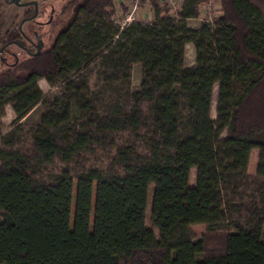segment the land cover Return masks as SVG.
I'll return each mask as SVG.
<instances>
[{"label":"trees","instance_id":"obj_1","mask_svg":"<svg viewBox=\"0 0 264 264\" xmlns=\"http://www.w3.org/2000/svg\"><path fill=\"white\" fill-rule=\"evenodd\" d=\"M148 2L121 27L114 0H66L0 72V264H264V0H218L197 27L209 0Z\"/></svg>","mask_w":264,"mask_h":264},{"label":"rangeland","instance_id":"obj_2","mask_svg":"<svg viewBox=\"0 0 264 264\" xmlns=\"http://www.w3.org/2000/svg\"><path fill=\"white\" fill-rule=\"evenodd\" d=\"M24 1H35L36 2V14L34 17H30V19L24 20L22 19L24 16L31 14L33 9L32 6L22 7V3ZM66 0H19V4H15L13 1L9 0H0V46L6 43L8 40L10 41L15 35H18L20 32H24L28 35L32 40H34L35 44H38V41H41L40 49L42 47H46L47 36L45 35V31L48 28L49 19L54 16L60 6ZM162 5H166L168 8V12L171 15H174L180 0H158ZM117 11L114 17V20L117 24L121 26L124 21L125 14L130 11L129 6L131 0H114ZM141 4V3H140ZM139 4V6H140ZM131 9V8H130ZM219 10V2L218 0H209L208 3L200 6L199 16L196 18L197 20H190V25L199 24L206 19L211 20L214 17H218L220 15ZM136 20L142 22H148L152 19V8L148 0L145 1L144 4L140 6V13L138 16H135ZM22 19V20H21ZM20 22V24H19ZM20 27V30L19 29ZM38 39V41H36ZM3 44V45H4ZM15 44L8 45L7 51L5 50L0 56V72L6 69L11 63L15 60H22L26 57V54L20 50ZM194 63V48L191 43L185 45V57H184V65L190 66ZM141 78V65L140 63H136L132 67V90H136L139 87ZM38 87L45 94L50 93L55 88L51 87L47 81L43 78H40L37 81ZM216 96H217V85L213 86L212 90V102L210 108V116L212 118L215 117V108H216ZM5 114L1 117V123L3 130H9L12 126V122L14 119V112L10 106V104H6ZM42 113L41 105H35L22 119L21 123L24 125L36 124L40 120V116ZM258 149H253L248 160V172L254 173L256 170V159H257ZM195 169L191 170L190 173V184L194 183ZM152 185L149 187L148 192V206L147 212L149 211L150 206V197H151ZM74 206V197L72 201V208ZM146 224H148V216L146 219ZM191 228L195 232L197 236L201 235L205 231L204 224H193Z\"/></svg>","mask_w":264,"mask_h":264},{"label":"flooded vegetation","instance_id":"obj_3","mask_svg":"<svg viewBox=\"0 0 264 264\" xmlns=\"http://www.w3.org/2000/svg\"><path fill=\"white\" fill-rule=\"evenodd\" d=\"M31 2L32 1H24L22 3V5H23L22 7L32 6V9H33L31 14H28L22 18L24 20H27V19H30V17H33V14L35 12V6ZM36 8H37V6H36ZM19 24H20V22H19ZM18 30L21 31L20 27ZM34 40H35V38H34ZM34 40H32L24 32H20L18 35H15L10 41L8 40L4 45L0 46V56H2V53L5 50L7 51L8 45H10V44H15L19 48L18 50L24 52L26 54V56H33L34 53L36 52V49H37V44H35ZM36 41H38V39H36ZM40 43H41V41H40ZM15 61H17V60H15Z\"/></svg>","mask_w":264,"mask_h":264},{"label":"built area","instance_id":"obj_4","mask_svg":"<svg viewBox=\"0 0 264 264\" xmlns=\"http://www.w3.org/2000/svg\"><path fill=\"white\" fill-rule=\"evenodd\" d=\"M141 0H131L129 9L130 11H128L125 16H124V21L121 24V27L126 24V23H130L133 21H139L136 20L135 16H138L140 13V4ZM131 8V9H130Z\"/></svg>","mask_w":264,"mask_h":264},{"label":"water","instance_id":"obj_5","mask_svg":"<svg viewBox=\"0 0 264 264\" xmlns=\"http://www.w3.org/2000/svg\"><path fill=\"white\" fill-rule=\"evenodd\" d=\"M10 1H13L15 4H19V0H10ZM34 6H35V12H34V14H33V17L35 16V14L37 13L36 12V2L35 1H32L31 2ZM40 42H38V44H37V49H36V52L34 53V54H38L39 52H40Z\"/></svg>","mask_w":264,"mask_h":264},{"label":"crops","instance_id":"obj_6","mask_svg":"<svg viewBox=\"0 0 264 264\" xmlns=\"http://www.w3.org/2000/svg\"><path fill=\"white\" fill-rule=\"evenodd\" d=\"M194 19H195V21L197 20L196 18L188 19L187 20V25L190 26V27H197L200 23L199 24H195V25H190V23H189L190 20H194Z\"/></svg>","mask_w":264,"mask_h":264}]
</instances>
